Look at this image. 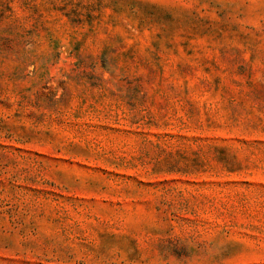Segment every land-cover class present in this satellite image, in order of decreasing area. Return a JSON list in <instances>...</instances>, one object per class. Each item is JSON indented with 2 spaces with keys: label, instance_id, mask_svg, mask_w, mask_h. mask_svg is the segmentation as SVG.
I'll return each instance as SVG.
<instances>
[{
  "label": "rangeland",
  "instance_id": "1",
  "mask_svg": "<svg viewBox=\"0 0 264 264\" xmlns=\"http://www.w3.org/2000/svg\"><path fill=\"white\" fill-rule=\"evenodd\" d=\"M0 264H264V0H0Z\"/></svg>",
  "mask_w": 264,
  "mask_h": 264
}]
</instances>
